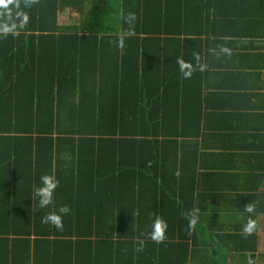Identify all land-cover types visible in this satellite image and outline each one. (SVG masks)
I'll use <instances>...</instances> for the list:
<instances>
[{"label": "trees", "instance_id": "16d2710c", "mask_svg": "<svg viewBox=\"0 0 264 264\" xmlns=\"http://www.w3.org/2000/svg\"><path fill=\"white\" fill-rule=\"evenodd\" d=\"M18 2L26 27L0 35V152L12 147L0 164V264H257L264 188L241 186L219 212L216 184L235 175L194 166L215 121L184 91L176 60L201 64L227 40L264 38V1L233 0V11L220 0ZM42 175L59 182L44 209ZM61 206L62 229L43 222ZM157 217L160 243L148 238Z\"/></svg>", "mask_w": 264, "mask_h": 264}, {"label": "crops", "instance_id": "0c3cea01", "mask_svg": "<svg viewBox=\"0 0 264 264\" xmlns=\"http://www.w3.org/2000/svg\"><path fill=\"white\" fill-rule=\"evenodd\" d=\"M219 4L221 10L233 11V0H220ZM234 6L235 9L241 7ZM260 28L264 32V24ZM237 31L243 33L242 30ZM224 45L227 46L218 48L217 60L213 57L201 64L190 61L194 68L197 64L203 65V70L196 69L194 75L187 79L183 77L184 91L200 93L204 99L203 106L210 113L208 118L215 121L206 123L197 137L205 153H198L193 158H197L192 161L194 166L203 169L220 162L226 173L235 175V182L230 186L221 184L217 190L216 184L215 205L222 213L232 210L234 200L242 199L237 191L241 186H251L253 194L263 192L264 188V38L252 40L244 35L234 43L227 40ZM11 150L12 147L1 149L0 164L3 167ZM66 153L72 152L64 151ZM253 203L252 200L247 202L249 206ZM257 235V264H264L262 215L257 216Z\"/></svg>", "mask_w": 264, "mask_h": 264}, {"label": "clouds", "instance_id": "9594fccd", "mask_svg": "<svg viewBox=\"0 0 264 264\" xmlns=\"http://www.w3.org/2000/svg\"><path fill=\"white\" fill-rule=\"evenodd\" d=\"M29 4L25 3L24 8H28ZM20 8L18 0H0V16L8 17L9 20H13V17L10 13L15 14V17L18 18V22L13 20L10 24L8 22L0 24V35L7 37L9 33L13 36L17 34V30H23L28 21L29 15L26 11L20 10L15 11V9ZM135 19L134 14H129L128 20L131 25V21ZM131 34L130 32L128 33ZM120 45H123V40H120ZM227 51V49H223ZM176 64L178 65L180 73L185 79L189 78L193 71L196 69L203 70V65L197 64L194 68L193 65L189 62H185L182 58H177ZM58 181L54 176L51 175H42L40 177V186L35 188L34 197L37 200L38 206L41 209L48 208L54 203V192L58 186ZM248 212L252 211V208L249 206L246 209ZM70 212V209L67 206H61L56 211H50L43 217L44 223H50L57 229L63 228V216L67 215ZM194 223V221H193ZM255 228V222L249 218L247 223L243 225L242 232L244 234H251ZM166 229L167 224L164 220L157 217L152 225L151 231L148 234V238L156 243H160L166 239ZM140 247H143L144 241L141 240Z\"/></svg>", "mask_w": 264, "mask_h": 264}, {"label": "rangeland", "instance_id": "374dc122", "mask_svg": "<svg viewBox=\"0 0 264 264\" xmlns=\"http://www.w3.org/2000/svg\"><path fill=\"white\" fill-rule=\"evenodd\" d=\"M88 2H89V1H88ZM73 14H74L73 16H77V17H75V18H78L77 13H73ZM73 16H71V17H73ZM77 22H78V19L73 20V24H77Z\"/></svg>", "mask_w": 264, "mask_h": 264}]
</instances>
